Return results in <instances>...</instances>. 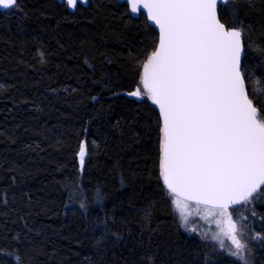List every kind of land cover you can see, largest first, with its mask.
I'll return each instance as SVG.
<instances>
[{"label": "trees", "instance_id": "obj_1", "mask_svg": "<svg viewBox=\"0 0 264 264\" xmlns=\"http://www.w3.org/2000/svg\"><path fill=\"white\" fill-rule=\"evenodd\" d=\"M238 2L242 19L264 24V0ZM22 6L0 11V248L27 250L32 264H145V253L156 264H185L193 249L207 250L209 264H243L187 234L163 195L152 102L130 95L129 51L143 17L130 18L118 0H90L75 13L58 0ZM255 87L264 92V81ZM66 181L88 191L86 209L68 202ZM97 188L101 201L91 196ZM249 203L232 209L235 219L264 233V203ZM105 212L122 235L101 256L87 226ZM255 252L254 264H264V242ZM0 260L19 264L7 252Z\"/></svg>", "mask_w": 264, "mask_h": 264}, {"label": "snow or ice", "instance_id": "obj_2", "mask_svg": "<svg viewBox=\"0 0 264 264\" xmlns=\"http://www.w3.org/2000/svg\"><path fill=\"white\" fill-rule=\"evenodd\" d=\"M229 5L231 10L224 11ZM62 6L75 10L78 0H62ZM239 8L238 0H125L124 13L143 17L137 50L129 51L136 77L130 95L143 98L140 103L152 102L148 107L156 126L154 166L163 195L181 219L188 201L211 206L218 213L221 233L235 250L223 242L219 247L252 264L247 226L238 224L229 206L264 203V92L255 87L264 81V24L245 21ZM0 9L23 12L22 0H0ZM36 51L46 63L43 50ZM85 151L81 140V166ZM66 185L68 202L76 199L86 209L88 191L74 181ZM91 196L103 199L98 188ZM115 220L105 212L87 226L94 252L101 256L109 241L115 243L112 238L122 235L114 228ZM256 236L264 242V233ZM0 252L19 264H32L31 253L15 245ZM144 255L145 264H156L151 253ZM209 261L207 250L193 249L185 264Z\"/></svg>", "mask_w": 264, "mask_h": 264}, {"label": "rangeland", "instance_id": "obj_3", "mask_svg": "<svg viewBox=\"0 0 264 264\" xmlns=\"http://www.w3.org/2000/svg\"><path fill=\"white\" fill-rule=\"evenodd\" d=\"M248 205H250V203H248ZM172 209L174 213V204H172ZM229 211L233 212V210H229ZM174 215L177 222L180 223V225L183 227L184 231L187 234L202 239L203 241L208 243L212 247V249H215L216 252H218L219 254H222L223 256H228L244 264L243 260H241L237 256L232 255L227 250V248L219 247V244L221 242H223L225 245H231V240L229 239L228 236L221 233L220 231L221 225L217 223V219L219 218V216L218 213L213 208L188 202L187 207L183 213L184 219H181L178 209H176ZM233 216H234V212H233ZM240 223H243L247 226L246 238L248 240V243L252 246L251 253L249 255L252 264H254V260L256 258L255 251L257 247L262 243V241L260 237L256 236V233L258 232H256L255 229H253L254 226L252 222H247V220H242L241 222H238V224ZM241 236L243 238L245 237V234L241 233ZM217 237H222V240L217 239ZM231 247L233 248V250H235L234 245H231Z\"/></svg>", "mask_w": 264, "mask_h": 264}, {"label": "water", "instance_id": "obj_4", "mask_svg": "<svg viewBox=\"0 0 264 264\" xmlns=\"http://www.w3.org/2000/svg\"><path fill=\"white\" fill-rule=\"evenodd\" d=\"M60 3H62V0H58ZM120 3H125V0H118ZM89 5H90V0H78V6H77V8L75 9V10H72L71 8H70V6H68V9H69V11L70 12H72V13H75L77 10H78V7L79 6H82V7H84V8H87V7H89ZM0 11H2V12H5L3 9H0ZM135 97V96H134ZM139 99H141V97H138ZM85 146H86V144H85ZM86 156V151H85V155H84V157ZM188 202H190V203H194V204H198V205H203V206H206V205H204L202 202L201 203H198V202H196V201H188ZM241 204H244V202H237L236 204H233V205H230L229 206V210H231V209H233V208H235V207H237V206H239V205H241ZM208 207H211V206H208ZM212 208V207H211Z\"/></svg>", "mask_w": 264, "mask_h": 264}]
</instances>
